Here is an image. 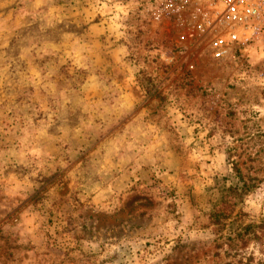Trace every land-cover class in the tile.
Wrapping results in <instances>:
<instances>
[{
    "label": "rangeland",
    "instance_id": "obj_1",
    "mask_svg": "<svg viewBox=\"0 0 264 264\" xmlns=\"http://www.w3.org/2000/svg\"><path fill=\"white\" fill-rule=\"evenodd\" d=\"M154 1L0 0V264H264V53Z\"/></svg>",
    "mask_w": 264,
    "mask_h": 264
},
{
    "label": "built area",
    "instance_id": "obj_2",
    "mask_svg": "<svg viewBox=\"0 0 264 264\" xmlns=\"http://www.w3.org/2000/svg\"><path fill=\"white\" fill-rule=\"evenodd\" d=\"M147 12L156 22L175 20L179 43L204 45L211 60L252 46L264 53V0H155Z\"/></svg>",
    "mask_w": 264,
    "mask_h": 264
},
{
    "label": "crops",
    "instance_id": "obj_3",
    "mask_svg": "<svg viewBox=\"0 0 264 264\" xmlns=\"http://www.w3.org/2000/svg\"><path fill=\"white\" fill-rule=\"evenodd\" d=\"M30 2H31L32 5L35 4V7H37L36 4H38V6H41V4H42V0H30ZM18 14H20V13L11 12L10 15L9 14L2 15L0 17V21L6 22V28H5V30L0 32V35L4 36V38L2 40L9 39L10 36L15 33V29H14L13 26L16 25V24H18V22H21L23 19L25 20L26 17L21 18L20 15H18ZM12 24H14V25H12ZM15 28L17 29V27H15ZM8 45H9V43L6 44V46H3L2 50L3 49L5 50V47H8Z\"/></svg>",
    "mask_w": 264,
    "mask_h": 264
}]
</instances>
